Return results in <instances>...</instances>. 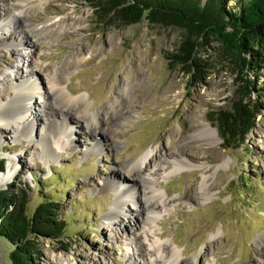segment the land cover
<instances>
[{
    "label": "rangeland",
    "instance_id": "obj_1",
    "mask_svg": "<svg viewBox=\"0 0 264 264\" xmlns=\"http://www.w3.org/2000/svg\"><path fill=\"white\" fill-rule=\"evenodd\" d=\"M18 1L32 5L23 15L36 33L34 44L24 40L15 47L20 29L12 17V3ZM1 16L11 24L1 28L0 110L17 94L19 75L27 71L38 82L39 94L25 101L26 116L18 121L24 123L35 112L44 115L31 136L13 133L0 123V158L5 161L0 177L8 167L14 168L10 178H0V189L27 194L28 214L40 197H48L67 222L60 238L33 239L37 264H144L154 255L155 240L179 251L181 264H264V75L250 76L263 88L250 95L260 102L255 127L245 145L224 149L207 113L227 108L237 97L238 84L227 59L208 56L215 55L216 41L200 50L207 68L191 75L170 58L185 40L184 29L174 25L145 18L126 25L102 18L85 0H0ZM15 65L18 74L12 77L9 72H15ZM44 67L49 70L43 72ZM53 74L75 98L73 109L80 122L67 121L56 153L46 157L39 131L49 109L35 98L45 99L47 78H55ZM129 75L135 78L132 83ZM97 109L103 120L99 127L95 124L92 136L104 144L98 154L90 150L95 144L87 133V119ZM201 120L215 128L216 138L197 133ZM144 153L151 161L149 171H155L151 177L158 197L145 204L125 198L128 214L117 211L115 221L107 219L115 195L102 188L104 180L109 172L131 180L118 165ZM177 157L185 159L183 166H174ZM241 175L252 181L243 183V191L237 187ZM146 206L153 208L152 219L139 247L132 240L133 224L140 227L141 219H147ZM10 249L0 236V264H10ZM131 249L144 255H132Z\"/></svg>",
    "mask_w": 264,
    "mask_h": 264
},
{
    "label": "trees",
    "instance_id": "obj_2",
    "mask_svg": "<svg viewBox=\"0 0 264 264\" xmlns=\"http://www.w3.org/2000/svg\"><path fill=\"white\" fill-rule=\"evenodd\" d=\"M102 18L113 17L123 24L147 19L151 23L174 25L185 31V40L171 53L182 69L198 75L209 65L200 50L210 41L217 42L214 60L227 59L236 80L237 97L227 108L207 113L221 138L224 149L245 145L260 112L259 100L252 92L262 87L250 76L264 75V0H85ZM259 81V79H257ZM5 161L0 158V172ZM244 179V180H243ZM251 183L248 175L238 177L237 187ZM27 194L0 189V236L11 244L10 264H37L34 238H60L67 222L60 217L57 203L40 197L31 214Z\"/></svg>",
    "mask_w": 264,
    "mask_h": 264
},
{
    "label": "bare ground",
    "instance_id": "obj_3",
    "mask_svg": "<svg viewBox=\"0 0 264 264\" xmlns=\"http://www.w3.org/2000/svg\"><path fill=\"white\" fill-rule=\"evenodd\" d=\"M30 1L31 0H27V2ZM23 3H24L23 1L12 3L13 12H15L12 14V17H14V19L19 23L17 28L20 29L18 33L15 34L14 36L15 41L17 42L16 44H13V46L15 47H17V44L21 45V43L24 40H28L34 44V41L31 40V38L36 33L35 27H31L28 24L25 15H23V12L28 11L32 5L27 6V5H23ZM8 24H11V20L9 18L1 16L0 30L2 27H6ZM2 30L0 33V38L4 37L3 36L4 32H2ZM9 35H11V33ZM24 43H26V41H24ZM5 47L9 49L11 46H5ZM15 47L11 48L13 52L17 51V48ZM17 56L18 57L20 56L21 61H26L24 54L17 53ZM16 67H17L16 65L13 66V68H15V72L13 71L14 73L9 72L12 77H16V75L18 74L17 73L18 70H16ZM42 70L43 72H46L49 70V68L44 67ZM30 73L31 72H27V71L20 73L19 77L20 79H22V81L19 84V89L17 91V94L13 95L11 99L7 100L3 108L0 110V123L5 125V127L11 130V132L16 133L18 135L29 134V136H31L32 127L36 125L41 115H44L40 112H35L31 117V119L30 116L26 117L24 123L18 121V119L26 116L25 111L27 110L28 107L25 101L32 100V98H34L35 93L39 94L38 92H36L39 86L38 82L37 81L34 82L30 79ZM10 75H8V77H10ZM127 79L129 83H132L133 79L135 78L133 75H129ZM47 84L49 85L45 93L47 94L45 99H40L38 96L35 98V102L41 104V106L47 104L48 106L47 109H49L48 113L50 115L44 112L46 122L43 123L39 131V135H40L39 144L42 148L41 152L46 157H49V156H53V153H56V151H54V148L59 146L60 139L58 138V136L59 134H61V129L67 130L66 128L67 121L75 120L76 123H79L80 121L78 115L74 112L73 109L74 108L73 106L76 102L75 98L72 97L71 94L64 89V87L59 85L58 75H56L55 78L48 77ZM57 101H59L60 103H58ZM58 114L60 115V118H56V115ZM102 115H103L102 111L100 109H97L93 111L87 119L88 120L87 133L93 139L94 136H92V133H94V129L96 128L95 124H98L99 127L100 122H102L103 120ZM200 124L201 125L197 133H201L202 136L215 137L216 130L214 127H212L208 122L202 120ZM2 129L3 128L0 127V130ZM62 143L64 145L65 141H62L60 144L62 145ZM94 144L95 146L91 147L90 150L95 152L96 154L100 153L102 151V146H104V144H102L101 141H98L96 139H94ZM148 155L149 154L144 153L137 160H127L124 162V164L119 163L118 168L120 167L125 169V171L131 175L132 177L131 180L124 178V176H122L120 172L108 173L109 176L104 180L102 184V188L106 190L108 189L114 190L115 196L113 199L112 210L108 213L107 219H111L115 221V219L117 218V211L128 214V212L124 210L125 198H129L131 201H135L137 203H140L142 201L145 204L148 202L150 198L155 199L156 197H158V194L156 192L157 189H155L154 187L155 183L153 177H151V173H154L155 171L152 172L149 171V166L151 161L148 159ZM185 162H186L185 159L182 160L179 157L172 160V163L174 164L175 167L183 166ZM13 172H14V168L8 167V169L0 177L1 181L6 178H10L13 175ZM202 186H204V182ZM128 190L130 191V193L128 192ZM165 200L166 199H164V201ZM145 209H147L146 212L147 219L146 220L144 218L141 219L142 224L140 227L139 224L136 222L133 224L136 225V229L133 230L134 236L132 240L133 242H135V246H139V247L140 244L142 243L141 241V239L143 238L142 232L145 231V225L151 222L152 219L151 214L153 213L152 207L146 206ZM139 219L140 218H138V220ZM130 220H132L131 213L128 219L129 224H130ZM129 229L131 230L132 226H130ZM147 231H150L149 227L147 228ZM262 238H264V234ZM152 252L154 254L153 257H149L148 259H145L144 264H181L182 261V259L180 258L181 253L177 251L173 246L166 245L165 243L159 240H155L152 247ZM131 254L132 255L139 254V257L142 258V256L144 255V251L142 250L136 251L135 249H131ZM192 263L195 264L194 261H192ZM137 264H140V262H137Z\"/></svg>",
    "mask_w": 264,
    "mask_h": 264
}]
</instances>
